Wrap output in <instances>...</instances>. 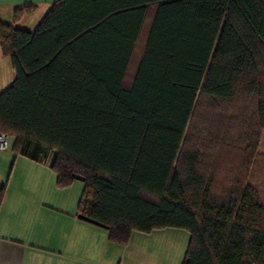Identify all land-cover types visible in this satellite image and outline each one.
<instances>
[{"label": "trees", "instance_id": "16d2710c", "mask_svg": "<svg viewBox=\"0 0 264 264\" xmlns=\"http://www.w3.org/2000/svg\"><path fill=\"white\" fill-rule=\"evenodd\" d=\"M0 43L16 76L0 133L15 154H50L58 187L83 177L79 214L110 242L181 229L182 264H264V206L249 184L264 128V0H58L34 32L0 19ZM244 96L258 98V126L210 138L208 165L189 131L200 98Z\"/></svg>", "mask_w": 264, "mask_h": 264}, {"label": "crops", "instance_id": "0c3cea01", "mask_svg": "<svg viewBox=\"0 0 264 264\" xmlns=\"http://www.w3.org/2000/svg\"><path fill=\"white\" fill-rule=\"evenodd\" d=\"M57 1L0 0V19L34 32ZM15 77L0 43V95ZM10 149L0 152V188H6L0 209V264H143L144 251L131 248L137 235L126 246L117 245L106 228L79 219L83 192L76 199L70 194L76 181L58 187L50 154L35 161Z\"/></svg>", "mask_w": 264, "mask_h": 264}, {"label": "rangeland", "instance_id": "374dc122", "mask_svg": "<svg viewBox=\"0 0 264 264\" xmlns=\"http://www.w3.org/2000/svg\"><path fill=\"white\" fill-rule=\"evenodd\" d=\"M257 106L258 98L255 97L244 96L239 102L234 101L233 103L219 102L211 98H200L189 130L194 135H191L193 149L199 147L201 152L207 157V164H211L214 160L215 151L211 148L210 145L212 143L209 139L219 134V132L232 136L243 133V126L246 128L258 126ZM256 129L260 133V143L249 184L258 192L264 206V128L258 129L257 127ZM250 130H255V128ZM229 139L227 138L226 140L229 141ZM233 139L231 138V140ZM10 144L11 153L13 141H10ZM51 154L53 155L52 152ZM210 168L211 166L208 169ZM69 190L71 195L74 196L75 194L76 199L83 192L84 183L76 181ZM132 234L137 236L133 238L131 248L134 253L138 250L144 251L141 258L143 264L183 263L190 240L188 231L181 229L158 230L151 237L148 236L150 234L141 235L142 233L140 234L139 232ZM131 261L136 262L135 257ZM126 263L132 264L131 262L129 263V260Z\"/></svg>", "mask_w": 264, "mask_h": 264}, {"label": "built area", "instance_id": "2783aa9c", "mask_svg": "<svg viewBox=\"0 0 264 264\" xmlns=\"http://www.w3.org/2000/svg\"><path fill=\"white\" fill-rule=\"evenodd\" d=\"M10 148V136L0 133V152H7Z\"/></svg>", "mask_w": 264, "mask_h": 264}, {"label": "water", "instance_id": "95a60500", "mask_svg": "<svg viewBox=\"0 0 264 264\" xmlns=\"http://www.w3.org/2000/svg\"><path fill=\"white\" fill-rule=\"evenodd\" d=\"M75 180H76V181H79V182H82V183L85 181V179H84L83 177H81V176H75ZM79 219H81V220H83V221H86V222H88V223L94 224V225H96V226H99V227L105 228L103 225H101V224H99V223L93 221L92 219H90V218L87 217V216L79 215Z\"/></svg>", "mask_w": 264, "mask_h": 264}]
</instances>
